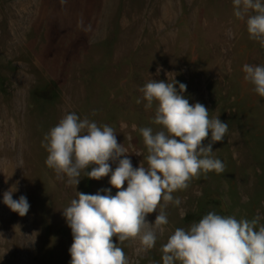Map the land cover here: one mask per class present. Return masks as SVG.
<instances>
[{"label": "rangeland", "instance_id": "374dc122", "mask_svg": "<svg viewBox=\"0 0 264 264\" xmlns=\"http://www.w3.org/2000/svg\"><path fill=\"white\" fill-rule=\"evenodd\" d=\"M244 64L264 65V47L249 39L233 0H0V264H71L63 209L77 192L114 196L117 189L111 173L100 180L82 173L69 185L45 164L43 137L74 112L113 127L133 167L147 166L139 129L160 126L152 123L155 103L146 109L136 99L152 79L185 84L190 104L228 124L212 145L225 168L172 194L181 203L165 209L169 222L151 250L138 251V238L121 244L113 237L128 264H162L174 230L208 212L259 215L264 224V98L244 79ZM109 163L114 171L118 161ZM9 190L14 200L27 198L25 216L3 202Z\"/></svg>", "mask_w": 264, "mask_h": 264}, {"label": "clouds", "instance_id": "9594fccd", "mask_svg": "<svg viewBox=\"0 0 264 264\" xmlns=\"http://www.w3.org/2000/svg\"><path fill=\"white\" fill-rule=\"evenodd\" d=\"M233 14L246 20L249 39L264 47V0H233ZM78 26H83L82 20ZM242 70L244 79L264 98V65L244 64ZM177 83L175 79H152L139 89L142 97L136 103L146 101V109L155 103L152 123L160 126L155 131L152 127L139 129L147 166L141 163L133 167L113 127L98 125L88 117L81 119L74 112L63 116L44 135L45 164L58 176H66L69 185H78L82 173L95 180L111 173L109 183L117 189L114 196L111 189L96 194L77 192V198L63 209L73 236L71 264H128L113 237L121 244L138 238V251L151 250L157 232L163 235V226L169 222L165 209L169 203H181L172 194L187 189L201 173L224 171L225 165L214 156L212 145L223 141L228 124L210 117L203 104H190L183 95L187 86L180 83L178 89ZM209 135L210 142L205 145ZM109 161H118L114 171ZM3 202L21 217L30 209L25 196L13 199L12 190L4 193ZM157 209L155 222L150 224L146 216ZM260 220L259 215L237 220L208 212L187 229L174 230L161 247L162 264H264V224Z\"/></svg>", "mask_w": 264, "mask_h": 264}]
</instances>
